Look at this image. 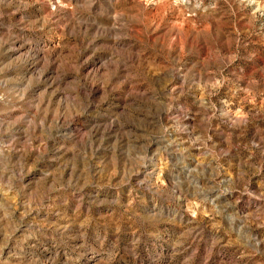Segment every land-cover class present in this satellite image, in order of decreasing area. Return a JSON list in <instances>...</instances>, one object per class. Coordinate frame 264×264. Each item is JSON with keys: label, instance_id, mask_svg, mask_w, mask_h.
I'll list each match as a JSON object with an SVG mask.
<instances>
[{"label": "rangeland", "instance_id": "rangeland-1", "mask_svg": "<svg viewBox=\"0 0 264 264\" xmlns=\"http://www.w3.org/2000/svg\"><path fill=\"white\" fill-rule=\"evenodd\" d=\"M0 264H264V0H0Z\"/></svg>", "mask_w": 264, "mask_h": 264}, {"label": "bare ground", "instance_id": "bare-ground-1", "mask_svg": "<svg viewBox=\"0 0 264 264\" xmlns=\"http://www.w3.org/2000/svg\"><path fill=\"white\" fill-rule=\"evenodd\" d=\"M251 3V2H250ZM235 117V116H234Z\"/></svg>", "mask_w": 264, "mask_h": 264}]
</instances>
